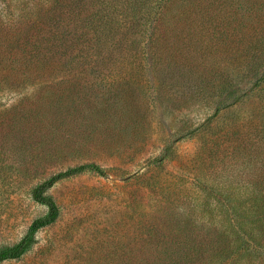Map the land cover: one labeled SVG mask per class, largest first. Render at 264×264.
I'll list each match as a JSON object with an SVG mask.
<instances>
[{
    "label": "rangeland",
    "instance_id": "rangeland-1",
    "mask_svg": "<svg viewBox=\"0 0 264 264\" xmlns=\"http://www.w3.org/2000/svg\"><path fill=\"white\" fill-rule=\"evenodd\" d=\"M259 1L227 12L257 32ZM108 3L0 0V245L19 241L48 211L32 196L37 183L86 162L107 171L57 181L48 192L59 217L0 264H167L168 248L185 249L187 224L201 231L208 191L251 190L248 178L261 173L253 162L264 158V67L242 76L259 48H247L243 32L228 45L216 32L210 50L192 52L202 70L242 78L218 105L215 88L185 94L167 84V51L119 46L120 32L108 41L101 17L116 12ZM110 50L118 60H108ZM240 261L264 264V247L250 246Z\"/></svg>",
    "mask_w": 264,
    "mask_h": 264
},
{
    "label": "trees",
    "instance_id": "trees-1",
    "mask_svg": "<svg viewBox=\"0 0 264 264\" xmlns=\"http://www.w3.org/2000/svg\"><path fill=\"white\" fill-rule=\"evenodd\" d=\"M108 2L110 7L116 10L108 11L101 17L103 23L110 28L104 35L108 41L112 39V33L120 32L119 46L134 45L146 48L149 52H155L154 49L163 53L167 51V84L188 87L183 91L185 94L193 90L210 93L215 88L218 92L215 102L220 105L238 92L237 86L242 79L238 75L231 77L225 69L202 70L206 65L200 67V63L194 61L192 52L203 54L204 50H210L213 34L216 32H221L220 36L225 38L222 41L227 45L231 44L229 39L233 37L232 33L243 32L242 37L244 35V40L249 46L247 48L254 50L259 48L260 56L256 57V53L253 55L247 63L248 71L242 76L255 73L257 69L264 67V27L253 33L254 29L259 28L258 25L249 24L243 14L231 16L230 11L227 12L229 8H226L231 4L236 10L245 5L250 9L259 4V0H108ZM235 3L238 4L237 7ZM222 11L225 15L221 16ZM203 32L212 35L209 43L204 44L197 37L198 33ZM225 50L231 55V47ZM94 54L101 57V51L92 53ZM92 55L88 52L82 53L80 58L87 62ZM103 58L105 60L106 56ZM118 58L113 51L108 52V60ZM153 58L151 59L156 65L161 59H165V56L161 54L159 59ZM184 60L187 62L184 63ZM199 69L200 75L197 73ZM210 70L213 71L212 76L208 77L207 73ZM257 154L264 155V151ZM253 165V171L259 168L261 173L248 178L246 183L247 187L252 186L251 190L208 191L206 201L200 208L201 218L204 219L201 231L196 233L187 224L184 234L185 249L171 248L172 251L169 252L168 248L167 264H233L237 260L241 262L250 246L264 247V158L261 161H254ZM86 170L101 175L107 174L99 163L86 162L53 173L32 188L33 198L46 204L48 211L31 222L28 231L19 241L0 245V261L20 257L36 242V232L59 217V205L48 192L49 188L60 179ZM215 185L213 183L209 187L213 189ZM211 199L214 200V205Z\"/></svg>",
    "mask_w": 264,
    "mask_h": 264
}]
</instances>
